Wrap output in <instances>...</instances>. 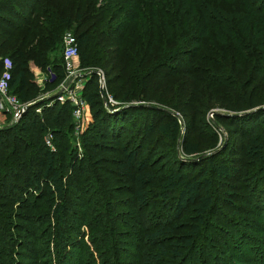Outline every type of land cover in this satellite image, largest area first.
<instances>
[{"label":"trees","instance_id":"1","mask_svg":"<svg viewBox=\"0 0 264 264\" xmlns=\"http://www.w3.org/2000/svg\"><path fill=\"white\" fill-rule=\"evenodd\" d=\"M59 1L0 0V42L4 39L11 43L18 33L24 32L18 46L22 52L14 51L6 59L11 64L9 91L22 103L30 100L28 96L39 88L27 64L31 62L48 76L43 86L49 89L54 87L60 80V71H64L60 46L62 33L67 29H80L85 24L80 21H86L84 18L89 16L76 15L72 19L70 15L60 14V18L53 4ZM114 1L97 0L96 6L105 13L113 11L114 14L116 8H122L121 3L114 4ZM130 1L131 12H134L131 16L134 17L135 12L140 15L137 21L140 31L133 50L121 47L127 31L119 34L116 44L103 41V36L99 35L102 42L93 46L90 32L86 29L75 37L78 48L84 47L82 58L87 65L96 61L86 54L87 50L101 49L98 51L101 58L113 56L114 66L108 74L112 78L106 80L105 86L115 102L128 105L132 101H139L149 104L150 108L138 105L121 113H107L102 105L97 77L92 75L82 94L92 113L91 122L80 134L83 154L78 155L71 144L74 123L69 103L55 102L50 107H42L37 114L35 110L45 102L38 103L28 109L17 124L0 129V264H134L133 258L136 264H184L193 259L189 255L197 248V239L203 232L206 216L214 205L210 175L214 174L220 179H230L232 174L236 176L227 166H214V159L209 160L207 166L198 164L192 176L179 170L163 174L162 163L152 164L157 157L150 159L137 144L131 150L125 144L121 145L125 137L120 133L128 127L125 118L143 107L146 111L167 117V121L160 123L155 130L143 122L139 126L145 125L141 134L143 141L152 133L176 137L181 125L166 110L174 111L183 106L179 104L177 107L165 98L168 87L163 95L155 90L156 84L163 85L170 77L164 68L170 59L167 48H170L171 41H167L173 36L171 28L168 24L164 29L146 25V16L149 19L153 17L154 21L160 19L161 15L153 8L156 7V0H142L145 3L141 5L149 10V14L143 15V10L137 4L139 0ZM177 2V11L185 25H197V34L190 41L194 50L188 51L189 58L184 62L186 67L184 71L178 68V72L189 78L188 90L193 95L187 92V108L192 104H201L198 112L194 110L195 115L190 116L191 121L188 124L184 121L186 133L181 152L186 157L200 152L203 146L193 136L197 131L195 127L202 125L204 115L211 109L223 110L224 115L214 114V123L241 140L239 149L244 153L248 165L255 167L250 175L246 173L245 181L242 177L239 179L250 192L257 177L264 174V122L251 121L259 114L264 115V109L241 117L227 115H237L264 105V0H226L229 5L214 0ZM92 5L91 2L86 4V12L94 10L90 7ZM160 10L163 14L165 8ZM73 11H70L71 14ZM195 18L197 21L194 22ZM130 20L124 15L120 28L128 29ZM210 29L215 32L211 33ZM210 34L216 44L215 47L213 45L214 50L219 51L221 57L224 47L231 46L237 51L235 58H226L222 64L221 61L217 64V59L201 54L202 42ZM162 35L165 44L159 41ZM112 48L117 52L109 54ZM136 59L139 60L138 68L142 69L145 61L150 67L137 73L138 70L133 68ZM196 60L201 66H196L193 62ZM202 62L212 65L203 66ZM247 65L250 70L245 71ZM3 69L0 54V75ZM244 75L247 76L244 78ZM203 91L209 95V100L203 95L195 96L196 92ZM243 120L250 122L248 130L241 128ZM48 132L53 136L54 152L44 144L43 139ZM93 132H98V140L102 141L98 148L114 150L120 156L119 160L109 159V162L115 167V178L130 185L132 209L136 219H139L136 225L144 233L141 235L142 245L135 248L138 251L136 256L129 253L130 243L126 240L129 237L126 231L130 228L120 222L119 214L115 213L124 209V203L110 198L108 193H113V190H108L107 181L95 177L97 172H103V165L96 162L98 151L90 144L94 138L91 135ZM210 138L216 143V135ZM107 139L113 141V146L103 144ZM215 143L211 149L216 150ZM116 145H120L117 150ZM98 159L101 161L104 158ZM227 187L230 188V185L227 184ZM252 192L255 196L256 192ZM152 194L157 195L155 200L164 213L150 223L147 211L152 207ZM225 194L228 196L224 199L226 203L235 206L233 198H229L234 194ZM171 200L175 205L168 208ZM13 208L23 210L14 211ZM24 210L31 214H24ZM188 211L192 216L190 224L182 222ZM173 224L177 226L171 227ZM175 229L185 231V234L175 235ZM204 258L199 257L195 262L206 263L207 259L204 261ZM239 261L251 264L250 258Z\"/></svg>","mask_w":264,"mask_h":264},{"label":"rangeland","instance_id":"2","mask_svg":"<svg viewBox=\"0 0 264 264\" xmlns=\"http://www.w3.org/2000/svg\"><path fill=\"white\" fill-rule=\"evenodd\" d=\"M83 0H61L59 2L53 3L54 8L59 14V17L61 18L60 14H63L65 16L70 15L73 19L77 16H84V14L89 15L84 18L86 21H80L85 22L84 26L80 29L72 28L67 29L65 32L62 33L61 36V43L63 42V37L66 32L71 33L74 37L76 34L83 32L85 29L89 31L90 36L92 37L91 44L94 46V44H99L102 41L99 39V35L103 36V41H107L108 43L111 42L112 44H116L117 37L122 32H126V37L123 41V44L121 47H128L129 50H133L137 45V36L139 34L140 29L138 26V19H140V15L135 12V16L132 17L131 15H134V12H131V1L130 0H115L114 4L121 3L122 8H116V11L113 14L112 12H103L99 10V7L96 6L97 0H84V5L82 3ZM105 2V0H103ZM130 1V2H129ZM150 0H147V2ZM206 1V0H204ZM212 1V0H211ZM218 1V3H223L224 5L227 4L226 0H214ZM88 2L93 3L91 8H94V10H90L89 12H86V4ZM124 2H127V5H124ZM162 4H161V3ZM216 2H213L216 3ZM79 3L81 6L79 7ZM145 3L142 0H139L137 4H139V9L141 8L143 10L144 14H149L148 8L145 6H142L141 4ZM104 4V3H102ZM83 5V6H82ZM98 5V3H97ZM218 6V4H214ZM229 5V4H227ZM156 7H153L157 13H159V20H155L153 17L147 18L145 17V23L148 27H153L155 29H164L165 24H168L169 27L172 30V37L167 42L171 43V46L174 47L173 49L171 46L170 48H167V51L170 52V59L168 60L167 67L164 68V72H168L170 74L169 79L162 85V84H156L155 90L164 93V90L168 87V92L165 93V98L167 100H170L173 105H176L177 107L179 104H183V106L174 109V111H168L166 112L172 113L174 117H176L179 120V123L181 125V129L176 137H165L163 135H160L158 133H152V135L145 141H143V127H139L143 122L145 124H148L155 128L162 122L167 121V117H165L163 114H157L154 112L146 111V108H150L148 105L144 102L139 101H132L131 104L128 105H122L121 102L116 101L118 105H114L112 109H118L115 112H108L105 109V106L102 105L105 111L109 114H116L121 113L124 109L129 108H135L138 107V105L145 106L141 108L139 111L135 112L134 115H129L125 118V122L127 123L126 129L122 130L120 134L125 137L120 143L121 145H126L129 150L136 147V144L140 146V151L143 153H146L147 156L150 159L156 158L154 163H162L160 165L161 170L163 171V174H167L168 172H171L173 170H179L182 172H186V174L192 176L193 172L197 169L195 168L198 164H201L203 166H207L209 163L208 161L213 160L214 166H227L231 168V172L236 173V176L234 177L232 174V178L230 179H220L216 177V175H210L211 178V189L210 193L214 200V205L212 210L207 214L205 219V226L203 228L202 234L197 239L198 246L194 251L189 255V257H192V261L194 264H242L239 263V260H244L247 258H250L251 264H264V174L257 177L258 180L252 184V187H250V192L244 187V183L241 182L242 180H239L241 177L243 178V181L246 180L247 175H250L252 172H254L255 167L249 166L247 163V159L245 158L244 153L239 149V146L241 145V140H238L237 137H234L230 132H226L222 127L217 126L214 123V113H222L223 110L218 108L211 109L207 114H205L204 121L202 122V125L196 126L197 128L196 134L193 136L195 137V140L197 142L201 143V149L200 152H198L195 155L192 156H184L181 152V144L183 142V137L185 136L186 129L184 125L185 123H189L191 121L190 116L195 115V112H198L197 109H200L201 104L194 106L192 104L191 107L187 108V101L186 96L187 92L189 94H192L191 91L188 90V81L189 78L185 77L184 74H180L178 72V68H182L184 71L186 65H184L185 60H188L189 54L188 51H193L194 48L191 44V38L197 34V25L189 24L188 26L185 25L184 19L181 14L178 13L177 8L179 7V3L177 0H156L155 3ZM222 6V5H221ZM98 8V9H97ZM160 8H165L163 10V14L161 13ZM176 8V10H175ZM98 10V11H95ZM71 10H75L71 14ZM134 10V9H133ZM124 15L126 17L132 20L129 22V28L122 29L120 28V23L123 20ZM200 19V18H198ZM202 21V19H200ZM78 21V19H77ZM154 21V22H153ZM197 21V19H194V22ZM127 25V26H128ZM126 26V27H127ZM211 33H214V30L210 29ZM135 35H134V34ZM24 37V32L18 33V35L13 38L11 43H8L2 39L0 42V54L3 58V61L5 59H8L10 55L14 54V51L16 52H22L18 50V46L21 42V39ZM159 41L162 44H165V39L162 36H160ZM215 42L213 41V36L210 34V36L203 40L202 42V48L200 53L212 58L217 59L216 63L218 64L219 61L224 62V59L235 58V54L237 53L236 50H234L231 46H225L223 50L222 57L219 55V51H215L214 47L216 46ZM214 45V47H213ZM61 52L63 49V45H60ZM193 49V50H192ZM90 49L87 50L86 54L89 57H93L96 59L94 64L87 65L86 62L82 58V53L84 51V47L79 46L78 52L79 56L76 60V72L80 74V72L85 74L82 79H84L83 83L87 84V82L90 80V77L92 75L95 76V73L98 71H101L104 75V81H108L111 77V75H108L110 73V69L112 66H114V62L112 60L113 56L108 55L107 58H101L98 56V51ZM206 51V52H203ZM107 52V51H104ZM117 52L116 49L112 48L109 49L108 53ZM200 54V55H201ZM138 62L139 60L136 59V62L134 64L133 68H136L138 71L137 73L144 72L148 67H150V64L145 61L142 69L141 67L138 68ZM196 66L199 65V62L193 61ZM203 63V62H202ZM181 64V65H180ZM203 66H211L212 63L210 62H204L202 64ZM28 69L35 73L33 74V79L37 87H39V91L36 88L34 94L36 95H29L31 99L28 100L25 103H34L38 102L41 99H44L39 104L43 103L41 105L42 107H46V102L50 100L51 96L57 93L58 88L60 85L65 83L66 81V74L63 71H60V80L57 82V84L52 87L48 88L43 86V82L47 83V77L45 74H43L40 70L35 71L36 68L34 65H32L31 62L27 64ZM201 66V65H199ZM219 70V69H218ZM250 70V66H245V71ZM219 74V73H218ZM247 76V75H246ZM244 75V78L246 77ZM42 85V86H41ZM108 87H103L105 99L111 98L110 94L107 91ZM156 91V93H158ZM100 94V91H99ZM193 95V94H192ZM203 95L206 97L207 100H209V95L203 92H196L195 96ZM101 97V95H100ZM220 97H215V99H219ZM214 99V100H215ZM115 101V100H114ZM154 105V104H152ZM157 106V105H155ZM152 107V106H151ZM158 107V106H157ZM156 107V108H157ZM163 107V106H162ZM261 107H264L261 106ZM259 107V108H261ZM38 108V107H37ZM40 108V109H41ZM102 108V107H101ZM166 108V107H163ZM162 108V109H163ZM251 111H247L250 113H254ZM88 116L92 119V113L90 109H87ZM246 113V112H243ZM243 113L237 114V117L244 116ZM226 114V113H225ZM183 115V116H182ZM231 115V114H230ZM199 117V115H197ZM71 118H72V110H71ZM73 119V118H72ZM8 119H1L2 123L7 122ZM199 120V119H197ZM71 121V120H70ZM264 122V115H257L254 119H252L251 122ZM73 122V120H72ZM200 122V120H199ZM246 121L243 120V123L240 124L241 128L243 130H248V128L251 126L250 122L245 123ZM138 126V127H137ZM226 129V128H225ZM227 130V129H226ZM228 131V130H227ZM85 132V131H84ZM125 132V133H124ZM83 133V132H82ZM80 133V134H82ZM75 135V131L73 130V133L71 134V144L73 147L76 148L77 154L81 155L83 154V151H81V148L76 147L77 143L81 145V135ZM91 135L94 136V138L91 139L90 144L93 145L94 149H96L97 156L99 158H104L101 161H99L98 157L95 158L96 162L98 164L103 165V172H97L96 178H104L107 181L108 190H113V193L109 192V197L113 198L114 200H119L124 203V209H120L115 211L118 215V220L125 224V226H128V229L126 234H128L127 242L130 243V254H138V251L135 249L137 246L142 245L141 235H143L142 229L136 225L137 222H139V219H136L135 211L133 212L132 209V193L130 191V185L129 183L123 181L122 179H116L113 171L115 170V167L112 163L109 162V159L111 160H119L120 156L114 151V150H108L105 148H98V146H101L102 141L98 140L99 133L93 132ZM217 136L216 143L214 142L213 136ZM202 136V137H201ZM102 137V136H101ZM262 137L264 139V133L262 134ZM108 138V137H106ZM113 141L107 139L106 141H103V144L108 146H113ZM216 144V150L211 149L210 147L213 144ZM228 144V145H227ZM263 147H264V141H263ZM120 146V145H119ZM119 146H115L116 150ZM206 146L207 148H205ZM119 150V149H118ZM89 154V151H88ZM145 154V156H146ZM77 155V157H78ZM79 158V157H78ZM115 161H112L113 163ZM104 162V163H103ZM194 163V164H193ZM151 164V163H150ZM95 170V169H93ZM166 172V173H165ZM249 177V176H248ZM86 178V177H85ZM65 179V178H64ZM235 179V180H234ZM106 185V183H104ZM227 184L230 185V188L227 187ZM104 185V186H105ZM102 186V185H101ZM249 188V187H248ZM255 191V196L253 195V192ZM226 192H229L231 194H234V197H229L230 200L233 198V202H235V206H231L224 199H227L228 196L225 194ZM155 195V196H154ZM152 194L151 198L152 207L147 211V213L150 216V223L154 222L158 216H161L159 214L164 213V209L159 208L158 201L155 200L157 197L156 194ZM256 203V204H255ZM175 203H173V200L167 204L168 208L173 207ZM14 211H19L23 209L13 208ZM24 214H31L29 211L24 210ZM191 215H189V211L186 215H184V219L182 220L183 223L190 224L191 223ZM109 218V217H108ZM177 225L173 224L171 227H176ZM84 230V229H82ZM185 231H177L175 229V235L185 234ZM87 240V239H86ZM205 257L204 261L207 259L206 263L201 262H195L199 257ZM131 257L133 258L134 255ZM132 260H135L134 264H136V259L133 258ZM237 260V261H236ZM189 261H185L184 264H193ZM181 264V263H180Z\"/></svg>","mask_w":264,"mask_h":264},{"label":"built area","instance_id":"3","mask_svg":"<svg viewBox=\"0 0 264 264\" xmlns=\"http://www.w3.org/2000/svg\"><path fill=\"white\" fill-rule=\"evenodd\" d=\"M63 49H62V60H63V68L66 74L65 83L61 84L58 88V91L55 98L48 100L49 102L46 104V107L52 106L53 103L58 102L60 104L69 103L72 108V118L74 123V131L75 135H79L82 133L91 122V117L88 116V106L85 100L83 99V90L85 88V84L83 83L84 79H82L85 74H78L76 72V60L79 56L78 53V42L76 37H74L71 33L66 32L63 37ZM4 69L2 74L0 75V129L4 126H13L17 124L26 113V111L37 103H22L15 95H13L8 88V81L10 78V69L11 64L8 60L3 61ZM99 91L103 90L105 81L104 75L101 71L95 73ZM104 91V90H103ZM44 99H41L38 103L42 102ZM105 109L112 113L117 111L118 109H112L114 105H118L112 98L106 99L103 102ZM41 108V107H40ZM37 108L35 112L37 114L40 113L41 109ZM1 119H8L7 122L2 123ZM44 144L45 146L52 152L55 151L53 136L51 133H47L44 136ZM76 147H79L80 144L77 143Z\"/></svg>","mask_w":264,"mask_h":264},{"label":"water","instance_id":"4","mask_svg":"<svg viewBox=\"0 0 264 264\" xmlns=\"http://www.w3.org/2000/svg\"><path fill=\"white\" fill-rule=\"evenodd\" d=\"M100 95H101V98H102V100H103V102H105L106 101V99H105V95H104V91L103 90H100ZM55 96L56 95H53V96H51V98H50V100L51 99H53V98H55ZM152 108H154V109H157L156 107H152ZM261 109H264V107H261V108H256V109H254L252 112H254V111H258V110H261ZM214 114H218V115H224V114H222V113H214ZM213 114V115H214ZM246 114H249V112H246V113H243L242 115H246ZM227 116H237L236 114H228Z\"/></svg>","mask_w":264,"mask_h":264},{"label":"crops","instance_id":"5","mask_svg":"<svg viewBox=\"0 0 264 264\" xmlns=\"http://www.w3.org/2000/svg\"><path fill=\"white\" fill-rule=\"evenodd\" d=\"M35 71H37V69H35ZM32 74H35V73H33V72H31Z\"/></svg>","mask_w":264,"mask_h":264}]
</instances>
